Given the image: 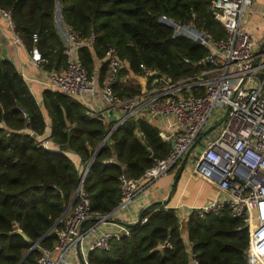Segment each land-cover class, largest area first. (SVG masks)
I'll use <instances>...</instances> for the list:
<instances>
[{"label":"trees","instance_id":"1","mask_svg":"<svg viewBox=\"0 0 264 264\" xmlns=\"http://www.w3.org/2000/svg\"><path fill=\"white\" fill-rule=\"evenodd\" d=\"M212 1L0 0V8L10 12L25 47L34 44L45 59L42 68L49 71L66 66L65 43L55 26L59 6L63 23L83 39L95 34L92 45L77 49L89 72L94 70V58L103 60L109 48L124 62L112 84L123 97L140 90L139 83L126 82L125 74L130 70L141 75V64L172 79L200 72L197 61L207 49L185 36H172L173 28L159 17L182 23L192 19L198 28L221 38L226 32L214 16ZM107 68L103 60L101 80ZM87 110L76 98L46 88L38 104L14 64L0 57V264H17L22 257L20 264L33 262L40 247L57 241L55 229L63 221L44 233L59 219L81 178V169L69 152L78 155L83 165L89 164L83 186L92 210L103 214L111 212L121 197L118 176L122 172L139 177L152 166L153 158L169 152L170 144L144 118L127 119L100 145L112 123L89 116ZM42 111L49 118L55 149L36 142L46 128ZM110 158L113 161H107ZM142 217L147 220L130 226L129 236L113 239L109 249L91 251L89 264H183L187 245L176 210L155 204ZM185 229L198 264H247L249 231L229 207L203 217L192 212Z\"/></svg>","mask_w":264,"mask_h":264},{"label":"built area","instance_id":"2","mask_svg":"<svg viewBox=\"0 0 264 264\" xmlns=\"http://www.w3.org/2000/svg\"><path fill=\"white\" fill-rule=\"evenodd\" d=\"M253 1H212L214 16L226 32L221 38L198 28L192 19L182 23L160 16L159 21L173 28L172 36H185L207 49V54L197 61L202 69L193 75L172 79L141 64L140 90L123 97L117 95L112 85L124 65L113 48L105 52L103 60L108 62V68L102 80L99 69L89 72L77 56L79 47L93 44L94 33L83 39L71 26L63 21L57 24L55 20L65 43L66 66L60 70H44L41 65L45 59L36 46L33 44L27 49L30 61L41 69L44 89L72 96L87 107L89 116L111 122L108 137L127 119L144 118L150 119L161 139L170 144L167 155L153 158L152 166L141 176L130 177L125 172L118 176L121 197L116 207L106 214L92 210L83 186L88 164L81 168L75 202L61 219L62 226L55 229L57 241L50 247H40V255L27 264H71L72 261L89 264L91 251L109 249L113 239L129 236V223L115 221L114 214L177 166L197 137L217 123L203 142V136L197 142L196 146L201 145L192 173L215 185L220 197L194 207L190 214L194 212L203 217L208 212L229 207L232 215L243 219L249 231L247 264H264V47L259 52L261 43L257 46L255 37L243 27L245 11ZM0 15L6 18L10 41L25 47L14 30L10 12L0 8ZM36 38L33 33V43ZM95 95L101 97L104 106L92 103ZM217 108L221 112L215 115ZM108 110L115 115L113 121ZM213 115L218 121L212 119ZM38 136L37 144L46 147ZM146 220L147 217H141L140 222ZM190 253L192 264H198Z\"/></svg>","mask_w":264,"mask_h":264},{"label":"crops","instance_id":"3","mask_svg":"<svg viewBox=\"0 0 264 264\" xmlns=\"http://www.w3.org/2000/svg\"><path fill=\"white\" fill-rule=\"evenodd\" d=\"M243 27L251 32L257 40V46H259L261 41L264 40V0L253 1L252 6L245 13ZM10 37V30L7 27L6 18L0 15V57L9 59L14 64L16 70L27 84L30 93L36 102L40 104L41 92L44 89L42 85V72H40L41 69L30 61L27 48L19 44H13L10 41ZM97 59V57L94 58V70L99 69L103 61L102 59ZM92 103H95V105L97 103L102 106L105 105L101 97L97 95L93 97ZM42 113L46 122V128L38 138L44 142L47 148L55 149L57 147L53 145L49 134V118L46 116V113L43 111ZM69 153L74 158L77 166L80 169L83 168L84 165L81 163L80 157L73 152ZM178 166L179 164L165 175L154 180L147 188L139 192L127 207L116 212L114 217L117 222L123 221L130 223L138 219L140 213L149 203L157 200H167V203L161 204L164 207H173L176 210L181 225L182 236L187 245L189 264H192L191 249L187 240L185 221L194 207H198L209 200L220 197V192L212 183L194 175L192 173V167L186 169L184 167L174 185ZM74 262L76 261H72L71 264Z\"/></svg>","mask_w":264,"mask_h":264},{"label":"water","instance_id":"4","mask_svg":"<svg viewBox=\"0 0 264 264\" xmlns=\"http://www.w3.org/2000/svg\"><path fill=\"white\" fill-rule=\"evenodd\" d=\"M55 20H57V24H61V23H62V18H61V13H60V8H59V6H58V8H57V13H55ZM58 31H59V30H58ZM263 47H264V40H263V41L261 42V44H260L259 52L263 49ZM108 114L110 115V121H113L114 118H115V115L112 113L111 110H108ZM217 124H218V123H217ZM217 124L210 125L208 128H206L205 131H203V133H201V134L197 137V139L195 140V142L192 144V146H191V147L188 149V151L185 153V155L183 156L182 160H181L180 163H179L178 170H177V173H176V177H175V179H174V185H175V183L177 182V179L179 178V176H180L182 170L184 169L185 164L187 163V159H188V155H189V153H190V152L193 150V148L196 146V144H197V142L200 140V138H201L202 136L206 135L207 133H209V131H211L212 129H214V128L217 126ZM107 138H108V134L105 135V137L103 138V140H102V142L100 143V145H101V144H102ZM87 168H89V164H88V167H87ZM75 194H76V193L74 192V194L72 195V197H71V199H70L68 205L66 206L65 210L63 211V213L61 214V216L59 217V219H58L57 221H55V223L49 227V229L44 233V235H45L48 231L52 230V229L55 227V225H57V224L61 221V219H62L63 216L66 214V212L68 211V209H69V208L73 205V203L75 202ZM161 203H167V200H157V201H155V202H151V203H149V204L143 209V211H144L145 209L150 208L151 206H153V205H155V204H161ZM143 211L140 213L138 219H137L134 223H129V226H134V225L140 223V220H141V217H142V213H143ZM16 231L22 236V238H23L24 240H26V241L28 240V237H27V236H26V235H25L20 229H17ZM38 241H39V239H38L37 241L33 242V243L31 244V246L29 247V249H28L26 252H28L33 246H35V245L38 243ZM22 259H23V257L19 260V262H18L17 264H20L21 261H22ZM183 264H189L188 253H187V258L184 260V263H183Z\"/></svg>","mask_w":264,"mask_h":264},{"label":"rangeland","instance_id":"5","mask_svg":"<svg viewBox=\"0 0 264 264\" xmlns=\"http://www.w3.org/2000/svg\"><path fill=\"white\" fill-rule=\"evenodd\" d=\"M247 12V10L245 11V13ZM98 60V59H97ZM126 82L128 81V83H131V84H134V83H139L141 80H142V77H141V75H138V74H135V73H133L132 71H130V70H128L127 72H126ZM219 112H221V109L220 108H217L216 110H215V112H214V114L215 115H217V113H219ZM224 113V112H223ZM212 119L214 120V119H216L217 121H218V117L216 116H214L213 115V117H212ZM148 121H150V119L148 120ZM214 133V131H212V134ZM205 137L207 138L208 136H203L202 138H201V142H203L204 140H205ZM200 145H201V143H199L190 153H189V155H188V163L185 165V169L186 168H188V167H192L193 165H194V163H195V159L197 158L196 156H197V152H199L200 151ZM85 166V165H84ZM83 166V167H84ZM173 168H175V166L173 167ZM172 168V169H173ZM172 169H170L169 171H171ZM72 264H78V262L76 263V262H74V263H72Z\"/></svg>","mask_w":264,"mask_h":264}]
</instances>
